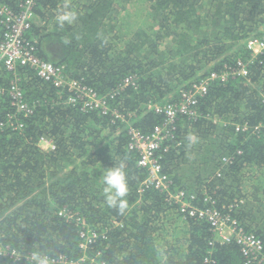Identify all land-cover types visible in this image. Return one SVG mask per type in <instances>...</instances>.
<instances>
[{
	"label": "trees",
	"instance_id": "trees-1",
	"mask_svg": "<svg viewBox=\"0 0 264 264\" xmlns=\"http://www.w3.org/2000/svg\"><path fill=\"white\" fill-rule=\"evenodd\" d=\"M6 1L19 10L20 0ZM66 4L78 18L60 27L55 15ZM35 11L27 34L39 56L64 66L128 121L68 103L67 90L29 65L1 69L0 84L15 72L32 108L17 113L20 130L0 129L1 240L28 255L88 256L80 264L94 256L113 264H247L236 240L214 242L208 220L184 216L163 192L142 189L147 170L129 147L128 127L150 133L166 116L150 104L178 102L194 81L243 61L248 74L211 82L197 114L180 115L157 154L175 189L229 214L264 244V50L254 56L247 46L264 41V0H37ZM4 30L0 20V39ZM15 112L8 93L0 94V120ZM42 137L55 147L43 149ZM121 162L129 185L124 214L106 205L102 183ZM61 208L107 236L83 250L80 224ZM0 264L28 260L0 254Z\"/></svg>",
	"mask_w": 264,
	"mask_h": 264
},
{
	"label": "built area",
	"instance_id": "built-area-1",
	"mask_svg": "<svg viewBox=\"0 0 264 264\" xmlns=\"http://www.w3.org/2000/svg\"><path fill=\"white\" fill-rule=\"evenodd\" d=\"M36 1L20 0L18 4L20 8L16 11L6 0H0V20L5 28L3 38L0 39V69L4 67L12 72L17 64L29 65L36 69L41 77L52 80L58 88H66L70 93L67 102L80 103L84 110L98 109L103 113H107L110 110V105L107 103L106 97L100 96L93 88L82 84L80 81L67 77L62 66L42 59L37 53L36 44L28 38L27 34L36 17ZM247 46L253 55L256 56L264 50V41L256 38L248 39ZM247 74L248 67L243 61H239L237 66H229L222 71L213 70L200 80L194 81L189 88L184 89L178 102H169L165 105L159 103L150 104L149 108L166 114L165 121L156 125L150 133H143L133 125H129L128 132L130 134V147L136 149L139 154L138 165L147 170V174L142 181L143 190L145 187H153L163 192L167 201L176 204L178 210L184 216L208 220L215 234L213 241L228 242L236 240L242 247L241 251L247 257V264L253 262L264 264V244L262 240L255 234L246 232L239 226L238 221L229 214H225L213 207L198 206L193 202V195L188 194L183 189H175L171 176L163 169L161 156L157 154L165 139L171 136L176 129V121L179 116H194L197 114L196 104L199 98L208 92L211 82L216 80L225 82L229 77ZM14 75V79L11 80L8 86L3 87L0 85V94H9L16 112L9 114L6 120H0V129L5 126H11L15 130H20L22 124L17 117V113L27 116L32 112V108L25 101L23 89L17 83L15 72ZM132 80L131 77L126 78L122 86L130 84ZM116 115L120 116L119 113ZM261 125H256L255 128L259 129ZM237 128L241 127L238 125ZM246 128V125L242 126V129ZM39 144L43 149L55 147L52 140L46 137H42ZM225 161H230V158H225ZM59 214L69 221H76L80 224L79 246L85 251L91 244L107 236V230L98 231L83 216L71 210L61 208ZM113 223L118 224L115 220ZM0 254L17 259H27L28 257V254L17 251L4 243L1 240V234ZM86 258L88 256L84 255L75 261L65 255H60L54 259H57L59 264H80ZM90 259L93 264H113L105 259L98 258V256Z\"/></svg>",
	"mask_w": 264,
	"mask_h": 264
},
{
	"label": "clouds",
	"instance_id": "clouds-1",
	"mask_svg": "<svg viewBox=\"0 0 264 264\" xmlns=\"http://www.w3.org/2000/svg\"><path fill=\"white\" fill-rule=\"evenodd\" d=\"M35 15H36V17H35V19H34L33 22H37L38 21L37 13ZM77 18H78L77 12L74 11V10H71L67 4L62 9L58 10L57 13H56V15H55V21H56L57 25L60 26V27H63L66 24H68V25L73 24L77 20ZM65 42L67 43V41H65ZM56 65H58V64H56ZM59 66H62V65H59ZM3 68H1V69H3ZM62 68H63V71H64V66H62ZM1 69H0V71H1ZM37 74H38V72H37ZM67 77H69V76H67ZM69 78H71V77H69ZM13 79L14 78H12L11 80H13ZM71 79H75V78H71ZM49 81H52V80H49ZM10 82H9V84H10ZM53 84H54V82H53ZM2 86L4 87L5 85H2ZM59 89H61V90H67L66 88L65 89L59 88ZM2 94H4V93H2ZM102 97H105V96H102ZM10 101L12 103L11 97H10ZM107 103H108V101H107ZM70 104H74V103H70ZM78 104L80 105V103H78ZM91 110H98V109H91ZM109 111H111V106H110V110ZM111 112L116 117V119H119L120 118L121 121H123V122L128 121L126 119V116L123 115V114H121L118 110L114 109ZM117 113H119L120 116H117L116 115ZM188 139H189V141H194L195 140V137L194 136H189ZM129 147H130V145H129ZM102 183L104 185L103 193H104V200H105L106 205L109 208L116 209L120 214H124V212L128 208V201L126 199V196H127L128 192H129V185H128V179H127V172L125 170V164L123 162H121L117 166L108 168L102 174ZM27 260H28V264H58V260L57 259H54L48 252L43 251V250H39V249H37L35 251H32L28 255Z\"/></svg>",
	"mask_w": 264,
	"mask_h": 264
},
{
	"label": "rangeland",
	"instance_id": "rangeland-1",
	"mask_svg": "<svg viewBox=\"0 0 264 264\" xmlns=\"http://www.w3.org/2000/svg\"><path fill=\"white\" fill-rule=\"evenodd\" d=\"M136 1H138V0H136ZM141 5V4H140Z\"/></svg>",
	"mask_w": 264,
	"mask_h": 264
}]
</instances>
